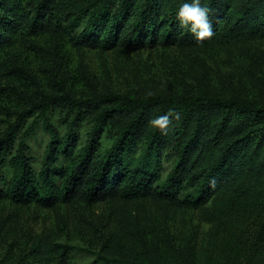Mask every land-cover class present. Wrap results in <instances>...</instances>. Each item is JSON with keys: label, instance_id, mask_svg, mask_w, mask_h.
Returning a JSON list of instances; mask_svg holds the SVG:
<instances>
[{"label": "trees", "instance_id": "1", "mask_svg": "<svg viewBox=\"0 0 264 264\" xmlns=\"http://www.w3.org/2000/svg\"><path fill=\"white\" fill-rule=\"evenodd\" d=\"M180 3L0 0V96L11 88L27 98L0 118V200L47 208L118 204L98 234L100 252L91 261H71L67 243L38 240L0 264H264V83L254 82L262 88L257 98L148 86L121 91L99 85L81 59L78 77L86 91L56 73L52 89L36 88L35 94L11 81L22 73L39 84L6 49L17 40L62 56L70 79L68 42L102 51L173 45L204 55L214 50L229 63L236 52L249 53L248 42L264 38V0H210L213 34L202 42L176 19ZM44 33L47 44L31 37ZM51 109L64 112V128ZM170 109L166 130L150 124ZM82 124L88 125L84 139ZM39 125L49 137L37 166L30 139ZM105 132L111 143L102 152ZM132 202L138 204L123 205ZM189 208H204L215 226L211 251L203 256L170 215ZM58 218L63 233L67 223Z\"/></svg>", "mask_w": 264, "mask_h": 264}, {"label": "rangeland", "instance_id": "2", "mask_svg": "<svg viewBox=\"0 0 264 264\" xmlns=\"http://www.w3.org/2000/svg\"><path fill=\"white\" fill-rule=\"evenodd\" d=\"M43 44L50 42L46 33L31 36ZM45 39V40H44ZM47 42V43H46ZM70 55L68 70L70 79L65 74L62 56L53 57L44 50H35L17 40L6 49L15 54L18 62L27 68L39 84L29 82L24 74L13 76L14 84L24 83L28 92L35 94V89H52L51 74L73 82L76 90L86 91L89 86L79 74L80 59L90 72L95 73V80L101 86L114 90H134L143 87L167 89L172 92L197 93L202 90H213L223 94L240 93L246 97H260L262 88L254 82L264 83V38L248 42L249 53L239 54L226 63L214 50L211 55L194 53L190 49L178 46H158L154 49L139 51H118L98 48L72 46L66 44ZM192 53L199 58H195ZM217 56V57H216ZM215 58V59H214ZM75 76V77H74ZM9 95L0 96V118L6 116L8 108L18 104L25 105L27 98L13 89ZM64 112L51 109L50 116L58 126L63 127ZM86 124L79 126L80 138H85ZM64 128V127H63ZM49 137L48 132L39 125L31 137V149L35 164H40L44 146ZM111 138L107 132L101 139V151L110 145ZM137 202L123 203L134 207ZM117 202L98 201L90 206L81 202L60 203L53 208L38 204L20 205L8 199L0 200V261L16 257L23 248L36 241H61L72 246L71 261L89 262L100 252L98 234L106 230L109 224V211ZM148 202V207L153 209ZM177 226H181L194 238L198 253L203 256L211 251L214 224L208 219L204 208L179 209L170 212ZM59 216L67 223L62 233L58 228ZM98 264H104L99 262Z\"/></svg>", "mask_w": 264, "mask_h": 264}, {"label": "clouds", "instance_id": "3", "mask_svg": "<svg viewBox=\"0 0 264 264\" xmlns=\"http://www.w3.org/2000/svg\"><path fill=\"white\" fill-rule=\"evenodd\" d=\"M210 0H182L176 11V19L182 28L187 29L198 41L210 37L213 34V22L210 18L212 9L209 6ZM172 110L169 112L153 116L150 124L166 130V125L170 123Z\"/></svg>", "mask_w": 264, "mask_h": 264}]
</instances>
